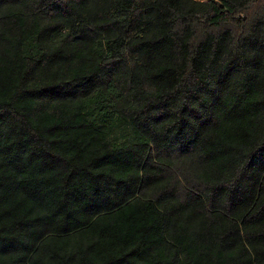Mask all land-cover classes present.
<instances>
[{
  "label": "trees",
  "instance_id": "1",
  "mask_svg": "<svg viewBox=\"0 0 264 264\" xmlns=\"http://www.w3.org/2000/svg\"><path fill=\"white\" fill-rule=\"evenodd\" d=\"M0 264H264V0H0Z\"/></svg>",
  "mask_w": 264,
  "mask_h": 264
},
{
  "label": "rangeland",
  "instance_id": "2",
  "mask_svg": "<svg viewBox=\"0 0 264 264\" xmlns=\"http://www.w3.org/2000/svg\"><path fill=\"white\" fill-rule=\"evenodd\" d=\"M123 133H126V136L125 137H122V134ZM129 135H130V130L116 128V130H114V132L111 135V140H121V138H126Z\"/></svg>",
  "mask_w": 264,
  "mask_h": 264
}]
</instances>
